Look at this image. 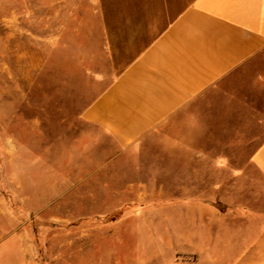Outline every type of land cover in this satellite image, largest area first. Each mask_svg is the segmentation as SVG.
I'll use <instances>...</instances> for the list:
<instances>
[{
    "label": "rangeland",
    "instance_id": "1",
    "mask_svg": "<svg viewBox=\"0 0 264 264\" xmlns=\"http://www.w3.org/2000/svg\"><path fill=\"white\" fill-rule=\"evenodd\" d=\"M85 40V26L57 14V0H0V199L29 230L36 264H169L171 197L240 198L220 210L209 206V214L221 213L229 237L252 213L260 236L264 180L257 172L239 179L223 173L227 187L220 190L211 182L197 187V176L210 180L213 173L181 172L169 162L165 127L123 150L82 120L114 79L91 75L89 65L101 61L86 60L96 46Z\"/></svg>",
    "mask_w": 264,
    "mask_h": 264
},
{
    "label": "crops",
    "instance_id": "2",
    "mask_svg": "<svg viewBox=\"0 0 264 264\" xmlns=\"http://www.w3.org/2000/svg\"><path fill=\"white\" fill-rule=\"evenodd\" d=\"M62 13L96 46L91 75L114 78L82 111L85 123L123 150L165 127L169 162L213 173L197 176V187H227L223 173L264 180V0H57ZM167 201L169 264H264V229L255 237L252 213L229 237L221 213L209 214L240 198ZM1 205L0 264H36L29 230Z\"/></svg>",
    "mask_w": 264,
    "mask_h": 264
}]
</instances>
